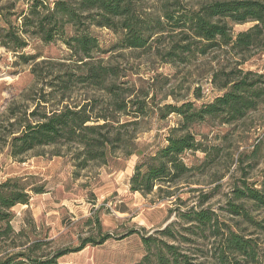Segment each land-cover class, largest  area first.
<instances>
[{
    "label": "rangeland",
    "instance_id": "obj_1",
    "mask_svg": "<svg viewBox=\"0 0 264 264\" xmlns=\"http://www.w3.org/2000/svg\"><path fill=\"white\" fill-rule=\"evenodd\" d=\"M135 1L143 11L159 15L155 0ZM203 1L208 0H195L192 4ZM3 7L13 15L25 9L26 3L0 0V9ZM249 27L250 24L234 26L232 33ZM170 29L165 26V31ZM90 33L99 44L100 52L94 56L118 71L112 83L119 88V100L125 99L128 103L127 112L117 114L119 123L113 126L115 131L117 125H122L123 145L129 144L132 138L140 148L154 145L150 151L162 145L168 129L175 127L178 119L173 114L160 119V109L186 101L196 105L211 101L219 94L211 84L215 71L228 73L236 68L264 75V48L242 58L217 50L204 57L191 56L183 63H169L161 55L179 42V34L165 32L161 38L153 36L154 40L160 39L151 42L148 48L130 50L121 49L119 35L108 29L93 27ZM21 52L36 55V62H46L35 67L34 75L32 63L23 64L16 54L0 45V182L22 178L28 189L43 188L44 192H29L28 204L11 210L13 229L24 234L16 244L27 246L31 241H43L36 255L44 256L57 249H74L87 238L96 240L99 235H110L104 244L89 245L80 252L67 254L57 264H136L145 253L140 236L156 237L157 231L178 223L177 210L197 206L206 195L209 199L203 207L213 210L226 223H239L242 234L254 239L260 255L264 256V230L231 215L226 206L234 186L245 181L257 187L264 178V102L233 125L214 122L200 126L203 144L219 148L218 154L211 157V164L203 172H196L194 178L190 176L183 181L189 185L178 186L175 196L169 199L163 200L165 193L156 190L144 197L129 191V178L139 158L126 157L127 150L119 149L121 143L113 147L106 164L102 160L82 164L84 156L73 143L37 147L26 154L12 156L10 139L28 121H37L44 112L58 109L60 79L65 73L74 75L73 67L62 66L69 63L70 52L59 40L45 44L32 38ZM64 97L63 104L91 102L94 115L114 114L107 109L111 98L78 82L72 84ZM140 103L142 114L137 113ZM32 113L34 116H30ZM186 158L190 164L201 160L203 154ZM245 208L264 227V210L256 209L251 203L245 204ZM192 247L195 253L199 249L205 251L202 246Z\"/></svg>",
    "mask_w": 264,
    "mask_h": 264
},
{
    "label": "trees",
    "instance_id": "obj_2",
    "mask_svg": "<svg viewBox=\"0 0 264 264\" xmlns=\"http://www.w3.org/2000/svg\"><path fill=\"white\" fill-rule=\"evenodd\" d=\"M14 1L25 2L26 7L13 15L8 13L7 7L0 9V45L16 54L23 64L32 63L35 75V67L46 61L36 62V55L23 54L21 50L32 38L45 44L59 40L70 52L69 63L62 66L74 68V75L65 73L60 79L59 108L44 112L37 121H28L18 135L10 139V153L14 157L37 147L73 143L84 156L82 164L95 160L106 164L114 152L113 147L121 143L119 149L127 150L126 157L139 158L129 178L130 193L145 197L156 190L165 193L163 200L169 199L175 196L178 186L189 185L183 181L190 176L194 178L200 170L203 172L211 164V157L219 152L217 146L203 144L200 126L214 122L233 125L264 102V75L236 68L228 73L215 71L211 84L219 94L211 101L199 105L186 101L160 109V119L170 114L178 119L176 126L168 129L162 145L150 151L154 145L140 148L133 138L123 145L122 125H117L115 131L113 126L119 123L117 114L127 112L128 103L125 99L119 100V88L112 83L118 71L94 56L100 52L99 44L90 33L93 27L108 29L119 35L121 49L130 50L148 48L165 32L179 34L181 39L169 51L162 55L155 51L169 63H183L191 56L204 57L217 50L242 58L264 48V0H208L198 5L192 4L195 0H155L159 4V15L143 11L135 0ZM246 24H250L246 30L232 33L234 26ZM165 26L171 29L165 31ZM156 35L160 38L152 39ZM74 82L104 92L111 98L107 109L114 114L110 117L94 115L91 102L63 104L64 94ZM196 98L200 95L196 94ZM141 106L140 103L138 114H142ZM100 121L103 124H99ZM198 153L203 154L201 160L190 164L186 161L187 155L194 158ZM29 192L42 194L44 189H28L22 178L0 182V264H57L58 259L67 254L80 252L89 245H102L110 238V235H99L96 240H82L74 249H57L37 256L43 241H31L27 246L16 244L24 234L16 233L11 224L14 219L11 210L27 205ZM231 194L232 198L226 202L227 212L264 230L245 208V204L251 203L256 209L264 210V178L257 187L241 181ZM208 199L205 195L197 206L177 210L178 223L157 231L156 237L140 236L145 253L136 264H264L257 243L242 234L239 223H226L213 210L203 207ZM192 246L205 247V251L199 249L195 253ZM182 248L187 249L182 251Z\"/></svg>",
    "mask_w": 264,
    "mask_h": 264
}]
</instances>
